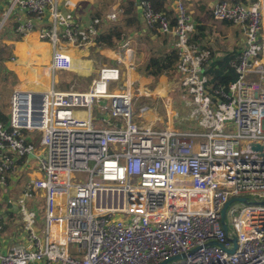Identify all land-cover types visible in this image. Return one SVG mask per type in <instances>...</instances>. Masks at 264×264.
<instances>
[{"label":"built area","instance_id":"2783aa9c","mask_svg":"<svg viewBox=\"0 0 264 264\" xmlns=\"http://www.w3.org/2000/svg\"><path fill=\"white\" fill-rule=\"evenodd\" d=\"M184 1H175L174 25L147 0L135 7L148 31L174 37L166 75L200 130L174 128L166 102L162 118L159 98L132 92L130 78L112 91L120 65L132 58L124 45L118 66H101L86 92L54 84L12 92L0 122V190L29 162L40 177L28 180L16 201L26 237L8 253L0 250V264H264V0L213 6V21L239 28L244 49L231 63L237 79L212 90L210 50L189 43L196 25ZM13 6L30 16L14 32L36 33L51 47L46 78L74 69L62 43L82 48L101 38L102 18L82 23L55 0ZM105 20L115 22L117 13ZM37 198L42 237L37 206H27ZM242 198L227 207L225 232L221 211Z\"/></svg>","mask_w":264,"mask_h":264},{"label":"crops","instance_id":"0c3cea01","mask_svg":"<svg viewBox=\"0 0 264 264\" xmlns=\"http://www.w3.org/2000/svg\"><path fill=\"white\" fill-rule=\"evenodd\" d=\"M136 1L137 0H133L134 5ZM175 1L176 0H169L167 4L168 10H171L173 13H175ZM222 1L228 2L230 4H251L255 2V0L184 1V6L187 9L188 15L194 21L196 29L198 26H204L205 36L201 39L196 36V40L199 41L198 45L210 50V53H213L214 59H223L226 55L229 54L239 55L244 49V36L239 28L222 23H216L213 21V18L211 16L212 8L215 4ZM55 2L61 11L73 13L82 23H88L94 18H102L103 25H105L109 22L105 20V16L110 12L117 13V20L115 22H118L120 20L122 5L126 2V0H55ZM13 4L14 0H0V40H2V43H4L5 45H9L12 47V57L10 58V60L4 62L3 64L4 70L10 72L15 77V82L13 83L11 88V95L15 89L34 90L38 92L47 91L52 84H54V87L56 84H58L54 82L55 78H53L51 82H49V78L45 79L47 82V87H43L41 84L33 83L32 81H30V77L31 75L36 74L37 67L35 63L31 62L29 58L24 60L20 59L16 54L18 52V44L25 43L28 37L32 36L33 34L36 35V33H29L27 35H24L21 42L15 41L16 33L14 32V29L17 26L18 22H20L21 20H26L30 18V16L18 10L17 7L13 6ZM135 9V15L138 17L140 23H143L144 25L145 23L141 17L139 10H137L136 7ZM143 38L147 39L143 40ZM174 41L175 39L172 35H162L157 32L153 33V31H148L145 26H143L142 31H133L128 40L116 45L113 49L98 48L97 46H86L87 48L85 49L74 50L72 53H70L68 48H63L62 46L61 47L63 50L68 51L70 55L72 54L71 57L73 61L74 58H79L80 56L85 57V55L87 54L86 51H88L90 54L92 50V52L100 56L102 61L107 60L117 65L118 58L120 57V55H122V53H124L123 49L121 50L120 46L124 45L126 48L129 47V49H131L132 51V58L130 57L129 62L130 69L135 72H140L145 68L133 66L135 51L138 50V52L141 51L143 54L147 55V58L145 59L146 63L148 62V59H158L161 61V55L167 54L170 56L174 51ZM65 43L72 44L69 42H64V44ZM35 44H38V46H36ZM42 45L49 46V50L44 55L38 52L40 49L39 46ZM72 45L75 46L74 44ZM29 49H34L37 51L35 54V58L37 60H41V68L46 67V65H43L45 60L48 61V65L50 64L51 47L48 42L39 40L36 35L35 39L30 38ZM102 51L111 52L114 58L110 59L106 56L101 55ZM151 51H153V53H151ZM154 54L158 55L159 57H153ZM130 69L127 64L126 70L128 71V73ZM152 69L161 70L158 68ZM54 76L58 79L57 73H55ZM68 87L69 85L67 87H64L63 89L60 88L59 91L69 92L71 89L68 90ZM158 93L159 95L163 94L161 91H159ZM143 94L152 97V94L149 92H144ZM9 104L10 103L7 104L8 113ZM169 109H171V106ZM8 113H4V115L7 117ZM20 163L23 164V161H21ZM27 168L28 170H24L20 177H18L16 180L9 179L8 186L5 190H0V226L2 227L0 229V250L2 254L8 253L13 246L20 244L26 237L22 232V223L17 212L16 201L23 192L28 180L38 179L40 177L34 163L29 162L27 164ZM8 192L11 193L10 196L2 195ZM37 199H39L38 201L42 200L40 198ZM38 201L36 199L28 201L27 206L31 208L35 207L37 206L36 204H38ZM37 216L38 221L36 227L39 228V225L42 226L43 218L40 219L38 211Z\"/></svg>","mask_w":264,"mask_h":264},{"label":"trees","instance_id":"16d2710c","mask_svg":"<svg viewBox=\"0 0 264 264\" xmlns=\"http://www.w3.org/2000/svg\"><path fill=\"white\" fill-rule=\"evenodd\" d=\"M150 2L153 10L155 12H165L168 15V18L172 25L175 24V13L171 10H168V1L169 0H147ZM136 9L133 0H126V2L122 5V12L120 15V20L118 22H108V24L101 26V38L96 43L98 48H106V49H113L116 45L123 43L124 41L128 40L131 33L140 32L143 29V23H140L138 17L135 15ZM212 16V14H211ZM222 24L230 25L227 22H222ZM153 33H156V30H152ZM15 41L21 42L23 35L15 34ZM199 39L205 36L204 26H198L197 29L193 34L189 37V43L198 45L199 41L196 40L197 37ZM147 38H143L146 40ZM46 42V41H44ZM108 55H113L111 52L105 51ZM240 55V54H239ZM229 54L226 55L223 59H214L213 53H210L209 63L205 69V75L207 77V88L212 90L216 88L219 84L226 85L230 82H233L237 79L238 75L236 71L231 67V63L239 56ZM12 57V47L7 46L2 43L0 40V86L5 84L9 79L15 80V77L8 71H5L3 68L4 62L10 60ZM153 57H159L158 55L154 54ZM158 60V59H156ZM155 60V61H156ZM111 65H115L113 62L104 60ZM46 63L48 61L46 60ZM138 76L143 77L147 80H159L166 76V72L162 70H155L152 68H147L140 72H135ZM59 83L57 84L59 88L63 89L69 85V82L66 78L68 74L67 72L60 71L59 72ZM182 102H184L181 99ZM187 104V101H185ZM2 106L0 105V122L3 124L6 123V116L4 115V111L2 110ZM180 118L186 115L184 112H181ZM188 117V116H187ZM183 123V124H182ZM178 124V122H177ZM176 124V125H177ZM193 126L192 129L200 130L197 123L195 121H191L188 118L181 121L178 128H184L186 125ZM184 125V126H183Z\"/></svg>","mask_w":264,"mask_h":264},{"label":"rangeland","instance_id":"374dc122","mask_svg":"<svg viewBox=\"0 0 264 264\" xmlns=\"http://www.w3.org/2000/svg\"><path fill=\"white\" fill-rule=\"evenodd\" d=\"M86 52H87V54L85 55V57H82V56H80L79 58L73 57L74 58V61H73L74 69L71 72H67L68 75L66 77H64L69 82V87H68L69 89L68 90L71 89L72 91H75V92H86L89 89L92 81L98 77L99 69L103 64H105L107 67L118 66V63H117V65H111L110 63H108L104 60L102 61L100 56L95 54L94 52H92V50H91L90 54L88 51H86ZM151 53H153V51H151ZM101 55L106 56L107 58H110V59L114 58L113 55H108L105 51H102ZM171 55L169 56L167 54H163V55H161V58H162L161 61L160 60L155 61V60L148 59L147 60L148 62L146 63L145 59L147 58V55L143 54L141 51L138 52V50H137V51H135V54H134L133 66L144 67L145 69L146 68H158V69H161L164 72H166L165 69H166L168 63L170 62ZM71 56H72V54H71ZM41 63H42L41 60H38V64L41 65ZM43 65H46V66L48 65V63H46V60L44 61ZM126 66H127L126 64L120 65V67L122 69V71H121L122 75H121V78L119 80V83L116 84L115 86L111 87L112 91H120L125 87L127 79L130 78L129 73L126 70ZM56 73H57L58 79L54 76V74H51V76L49 77V79H50L49 82H51L53 78H55L54 79L55 83L60 82L59 81V75L60 74H59V72H56ZM43 74L47 75L44 73V70H43ZM136 75H137V73H136ZM141 78L144 81L140 82V85L135 86V87H137L136 88L137 94L141 95L144 92H146V93L149 92L152 94V97L159 98V105L161 106L159 109V113H158L159 116H161L163 118V116L165 115V109L162 107V104L164 102H166L167 110L168 111L171 110V113H172V115L169 113L170 115L167 116V119H169V117H171V122H172L174 128L186 130L187 128L193 127V126H189V124H187L186 127H184V128H178L177 127L179 124H181V121H183L184 119L187 118V116L189 114L190 106L188 104H185V101L182 102L181 99L179 98V93H178L177 89H175V87H173V80H174L173 76H171V75L167 76L166 75L164 78H161L159 80H147V79H144L143 77H141ZM131 80H133V79H131ZM14 82L15 81L13 79H9L5 84L0 86V105L3 107L2 110L4 111L5 114L8 113L7 104L10 103L9 101H10V97H11V88H12V85ZM55 89H58V90L60 89L57 84L55 85ZM159 91H161L163 94L159 95V93H158ZM148 101L151 102L152 104H154V102L156 100H153V101L148 100ZM169 103H170L171 109H169L170 108ZM181 112H184L186 114L182 118H180V115H179ZM177 122H178V124H177ZM74 179H75V181L82 180V179H84V176H82L81 174H74ZM2 195L10 196L11 193L8 192V193H4ZM36 205H37L38 214L40 215L39 217H40V219H42L43 218V216H42V214H43V201L42 200L38 201V204H36ZM227 221L229 223V219H227ZM38 227L40 229L39 235L42 237V235H41L42 226L39 225ZM229 229L232 231V228L230 225H229Z\"/></svg>","mask_w":264,"mask_h":264},{"label":"bare ground","instance_id":"6f19581e","mask_svg":"<svg viewBox=\"0 0 264 264\" xmlns=\"http://www.w3.org/2000/svg\"><path fill=\"white\" fill-rule=\"evenodd\" d=\"M35 34H33L32 36L28 37L27 38V41L23 44H18V52L16 53L17 56L20 58V59H30L31 62H34L35 65H36V74H33L31 75L30 77V81H32L33 83L35 84H41L43 87H47V82H46V76L47 75H44L43 74V69L40 67L41 65L38 64V60L35 58V54H36V50L34 49H29V43H30V38H34L35 39ZM36 46H38V44H35ZM61 46L64 48H68L70 53H72L74 50H80V49H85L87 48L86 46L85 47H82V48H78L76 46H73L72 44H64L62 43ZM40 49H39V53H41L42 55H44L48 50H49V46L48 45H42V46H39ZM128 67L130 69V63H128ZM129 76H130V79H133V82H134V87L131 88V91L132 92H136L135 94H137V91H136V88L135 87L136 85H140V82H143L144 80L141 78V76H137L135 71H132L130 69L129 71Z\"/></svg>","mask_w":264,"mask_h":264},{"label":"water","instance_id":"95a60500","mask_svg":"<svg viewBox=\"0 0 264 264\" xmlns=\"http://www.w3.org/2000/svg\"><path fill=\"white\" fill-rule=\"evenodd\" d=\"M250 148H251L252 150H254V151H261V147L258 146V145H256V144H252V145L250 146ZM245 201H246V199H244V198H242V199H231V200L228 201V202L225 204V206L223 207V209H222V211H221V217H222V219H221V224H222V228H223V230H224L225 232H227V226H226V224H225V212H226L227 207H228L231 203H233V202H245ZM231 242H232V244L234 245V248L228 250V253H233V251H234V249H235V242H236V240L233 238V239H231Z\"/></svg>","mask_w":264,"mask_h":264}]
</instances>
